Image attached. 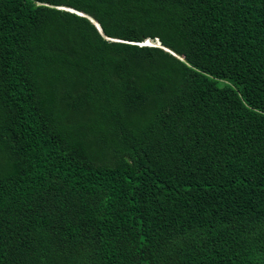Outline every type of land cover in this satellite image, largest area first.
<instances>
[{
    "label": "trees",
    "instance_id": "obj_1",
    "mask_svg": "<svg viewBox=\"0 0 264 264\" xmlns=\"http://www.w3.org/2000/svg\"><path fill=\"white\" fill-rule=\"evenodd\" d=\"M0 264H264V0H0Z\"/></svg>",
    "mask_w": 264,
    "mask_h": 264
},
{
    "label": "water",
    "instance_id": "obj_2",
    "mask_svg": "<svg viewBox=\"0 0 264 264\" xmlns=\"http://www.w3.org/2000/svg\"><path fill=\"white\" fill-rule=\"evenodd\" d=\"M65 8V7H64ZM65 9H68V10H72V12H74L75 10H73V9H69V8H65ZM80 15H83V16H87L85 13H82V12H78ZM91 20L93 21V22H95V20L94 19H92L91 18ZM95 24L98 26V28L99 29H101V27H100V24L99 23H97V22H95ZM158 43H160V41L158 40ZM166 50H168V51H170V52H172L170 49H168V48H165ZM173 53V52H172ZM176 55V54H175Z\"/></svg>",
    "mask_w": 264,
    "mask_h": 264
},
{
    "label": "built area",
    "instance_id": "obj_3",
    "mask_svg": "<svg viewBox=\"0 0 264 264\" xmlns=\"http://www.w3.org/2000/svg\"><path fill=\"white\" fill-rule=\"evenodd\" d=\"M148 44H152L151 42L147 41Z\"/></svg>",
    "mask_w": 264,
    "mask_h": 264
},
{
    "label": "rangeland",
    "instance_id": "obj_4",
    "mask_svg": "<svg viewBox=\"0 0 264 264\" xmlns=\"http://www.w3.org/2000/svg\"><path fill=\"white\" fill-rule=\"evenodd\" d=\"M149 42H153V41H151V40H149ZM147 43V42H146ZM153 44V43H152ZM159 44V43H158Z\"/></svg>",
    "mask_w": 264,
    "mask_h": 264
},
{
    "label": "clouds",
    "instance_id": "obj_5",
    "mask_svg": "<svg viewBox=\"0 0 264 264\" xmlns=\"http://www.w3.org/2000/svg\"><path fill=\"white\" fill-rule=\"evenodd\" d=\"M147 41H149V40H147ZM147 41H146V42H147ZM146 42H145V43H146Z\"/></svg>",
    "mask_w": 264,
    "mask_h": 264
}]
</instances>
